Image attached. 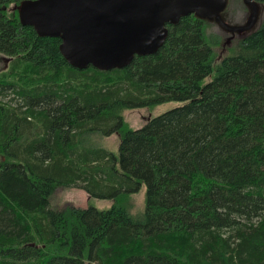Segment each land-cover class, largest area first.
<instances>
[{
  "label": "trees",
  "instance_id": "trees-1",
  "mask_svg": "<svg viewBox=\"0 0 264 264\" xmlns=\"http://www.w3.org/2000/svg\"><path fill=\"white\" fill-rule=\"evenodd\" d=\"M24 1L0 0V264H264V18L225 54L191 14L155 54L81 69ZM114 133L118 154L93 144ZM59 187L112 204L56 209Z\"/></svg>",
  "mask_w": 264,
  "mask_h": 264
},
{
  "label": "water",
  "instance_id": "water-1",
  "mask_svg": "<svg viewBox=\"0 0 264 264\" xmlns=\"http://www.w3.org/2000/svg\"><path fill=\"white\" fill-rule=\"evenodd\" d=\"M243 1L251 14L246 24L238 25L222 15L227 0H26L20 17L41 36L60 38V50L73 66L112 70L158 52L168 25L191 14L215 22L230 34L227 42L252 32L259 6L256 0Z\"/></svg>",
  "mask_w": 264,
  "mask_h": 264
},
{
  "label": "rangeland",
  "instance_id": "rangeland-1",
  "mask_svg": "<svg viewBox=\"0 0 264 264\" xmlns=\"http://www.w3.org/2000/svg\"><path fill=\"white\" fill-rule=\"evenodd\" d=\"M227 5H228L226 7L227 10L225 12H222V15L228 23L232 25H238V22H242L240 15L238 14V10L240 12H245L242 14H245L247 17V12L244 11L245 8L242 7V5H245L243 0H227ZM246 17L243 16V22L245 21ZM263 18H264V12L262 13L261 20L256 25L257 27L261 24ZM207 24H208L209 32L217 33L222 38L220 42V46L217 49V51L221 54L224 51H225L224 54L228 53V50H226L227 47L230 46L231 48L237 43V41L240 38L246 35L245 33L237 34L234 38L230 39V42H227L228 38H230V34L224 31L213 21H207ZM10 60L11 58L8 55L4 53H0V71L8 68ZM183 104H184L183 101H167L155 107H143V108L127 110L124 113L125 120L129 123V125L132 128H139L142 127L149 118L158 116L172 108H175ZM92 139L94 145L106 148L111 152L118 154L120 137L116 133L111 135L97 134L92 136ZM145 193H146V186L143 185L140 188V190L134 194L133 199L131 201L132 202L131 211L134 214H139L143 212L145 205ZM89 204L95 205L99 208H106L112 204V201L108 199H98V198L89 199L87 192L77 187H59L56 189V191L54 192L51 198V206L56 209H64L65 207L68 206L86 207Z\"/></svg>",
  "mask_w": 264,
  "mask_h": 264
},
{
  "label": "flooded vegetation",
  "instance_id": "flooded-vegetation-1",
  "mask_svg": "<svg viewBox=\"0 0 264 264\" xmlns=\"http://www.w3.org/2000/svg\"><path fill=\"white\" fill-rule=\"evenodd\" d=\"M256 1H257L258 6H259V14H258V20H257V23H258L261 20V18H262V13L264 12V0H256ZM242 7L245 8L244 11L247 12V17H246L245 14H242V13H245V12H240L238 10V14L240 15V18L242 20V22L236 21V22H238V24H246L248 22V19H249L250 14H251V9L246 4L245 5H242ZM226 10H227V8H225V10L223 12H225ZM226 15H227V12H226ZM243 16L246 17L244 22H243Z\"/></svg>",
  "mask_w": 264,
  "mask_h": 264
}]
</instances>
